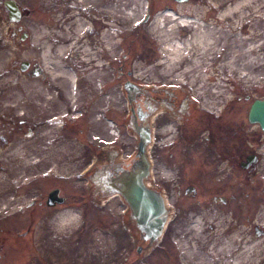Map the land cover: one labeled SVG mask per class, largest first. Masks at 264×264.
Here are the masks:
<instances>
[{"label":"rangeland","instance_id":"obj_1","mask_svg":"<svg viewBox=\"0 0 264 264\" xmlns=\"http://www.w3.org/2000/svg\"><path fill=\"white\" fill-rule=\"evenodd\" d=\"M4 1L0 0V133L15 131L17 140L7 149L0 147V178L8 183L6 185L0 181L5 186V192L0 193V216L5 212L6 200L19 196L25 189L22 184L33 179H40L34 186V183L26 184H32L33 194L53 185L65 186L63 192L70 194V197H73V192L84 190L81 186L89 184V178L94 176V172L88 174L90 177H83L82 173L87 167L86 160L92 157H87L91 150L89 143L110 137L107 119L122 125L127 113L126 98L136 94L141 98H192L194 103H201L189 82L184 80L175 83L158 72L160 41L150 32L149 25L158 13L167 9L177 12L179 6H183L184 15L190 17L195 15L192 9H199L201 13L197 16L200 23L212 25L218 15L215 0H101L95 7L78 0H14L21 10V18L15 22L9 19ZM71 14H76L79 20L86 21L88 25L89 31L82 38L72 24ZM162 24L172 26L168 21ZM67 27L70 37L76 41V47L82 42L87 44L90 50L97 52L96 62L99 63L98 67L90 65L92 68L86 71L88 66L79 62L77 51L73 57L64 53L67 56L62 58V64L74 75L71 87L73 98L68 94V80L64 76L52 75L55 63L49 59L48 69L43 63L44 53L51 57L54 55V46L62 44V40L52 41V37L66 32ZM261 27L264 29V16L261 18ZM172 32L181 36L189 33L181 26H176ZM107 35H111L113 52L104 50ZM51 41L56 42L54 46H51ZM257 54L264 55V50ZM237 59L236 64H241L243 55ZM24 62L27 66L22 69ZM251 67L244 71L251 70ZM88 73L91 74L90 79ZM252 74L254 77L249 78V81L240 78L238 72H232L231 75H225L224 72L215 74V78L206 82L204 97L210 98L209 101L211 98H230L233 116L238 117L249 108L253 98L264 97V69H256ZM228 76L231 79L229 82ZM127 83L131 84L132 90L128 89ZM75 106L79 108L78 111L83 108V115H76ZM46 147L50 148L48 152H51L53 159L46 158L40 162L39 150ZM20 152H23V159L18 156ZM24 160L31 161L29 170L23 168ZM57 162H63V168L58 172L51 170V166ZM154 169L158 170L152 173L155 177L163 176L160 165L154 166ZM246 180V187L242 190L239 182L232 180L230 204L225 206L212 200L213 193L206 194V198L201 196L199 201L180 199L177 204H174L175 196L168 194L169 228L165 238H173L179 251L176 245L181 234L189 229L191 219L200 217L196 222L197 227L201 228L203 234L206 232L204 235L207 239L199 242L206 244L204 249L214 247L216 241L227 240L228 236L222 234L218 237L206 229L208 217L211 216L207 212L223 211L224 222L227 220V223L238 225L245 222L244 227L249 236L264 240V224H261L264 216L258 220L259 231L256 232L252 228L249 209L251 201L259 206L264 204L263 188L257 182L251 184L249 178ZM219 191L216 189L214 193L219 195ZM246 191L248 195H245ZM244 202L248 206L246 210L242 207ZM224 207L226 212L222 210ZM90 212L95 217V210L90 209ZM171 224H174L172 228ZM209 224L211 226V222ZM190 228L192 234L195 229ZM49 230L40 228L39 232H45L53 242H47L45 246L44 240L43 244L35 245L36 253L32 251L33 246L24 242L25 252L17 257L18 260L35 256L36 259L43 258V264H145V255H136L134 252V242L131 241L134 230L129 232L120 229L117 244L110 234L102 238L98 230L89 224L81 228L80 224L74 225L73 222L70 228L56 227ZM183 239L187 240L186 234ZM217 258L224 259L222 255L215 256ZM9 259L7 261H12L11 264H20L16 258ZM205 260L211 261V258ZM191 261L199 259L193 255ZM0 264L6 263L2 261Z\"/></svg>","mask_w":264,"mask_h":264},{"label":"flooded vegetation","instance_id":"obj_2","mask_svg":"<svg viewBox=\"0 0 264 264\" xmlns=\"http://www.w3.org/2000/svg\"><path fill=\"white\" fill-rule=\"evenodd\" d=\"M256 99L264 100V97L253 98L249 108L237 117L233 116L230 98L214 110L194 103L192 98H141L136 94L126 98L127 113L122 125L107 119L110 137L89 143L91 150L87 157H92L86 160L87 167L82 173L87 177L94 172V176H89V184L81 186L84 190L73 192L70 197L63 192L65 186L53 185L33 194L31 185L40 180L33 179L25 182L27 185L32 183L30 186L22 184L25 189L15 200L5 202V212L0 216V262L11 264L8 258L18 260L17 257L25 252L24 242L33 246L34 253L37 252L35 245L43 244L44 240L45 246L47 242H53L39 229L70 228L73 223L61 221L60 215L73 212L77 216L74 225L78 223L81 228L88 224L94 226L102 238L110 234L115 244L119 242L117 233L120 229L134 230L135 234H131L134 252L145 255V264H184L180 245L177 243V251L173 238L164 236L169 228L168 194L175 196L174 204H177L180 199L199 201L201 196L213 193L212 200L225 206L232 196V180L238 181L242 190L247 178L251 179V184L261 185L264 193V128L260 122L249 119L250 108ZM74 108L76 115H83L82 107L80 111L78 107ZM141 131L145 134L146 171L142 182L159 195L167 211L161 234L156 239L141 229L123 194L132 185L130 174L143 166L138 152ZM16 140L15 131L0 133L1 148L7 149ZM156 165L161 166L163 176L152 174L158 171L154 169ZM216 189L220 190L219 195L214 193ZM245 195H248L247 191ZM244 204L246 202L242 203L243 209H248ZM262 206L264 204L259 206L251 201L249 208L252 228L256 232L260 223L257 211L260 213ZM90 209L95 210V217L91 216ZM222 210L226 212L225 207ZM173 226L171 224L170 228ZM16 252L19 254L15 255ZM43 260L27 256L18 261L20 264H43Z\"/></svg>","mask_w":264,"mask_h":264},{"label":"bare ground","instance_id":"obj_3","mask_svg":"<svg viewBox=\"0 0 264 264\" xmlns=\"http://www.w3.org/2000/svg\"><path fill=\"white\" fill-rule=\"evenodd\" d=\"M78 1L82 4L90 3L92 7H95L101 0ZM215 1V9L218 15L212 25L200 23L197 16L198 13H201L199 9H192L191 12L195 14L193 17H190V15L185 16L183 6H179L178 8L177 12L180 14L171 9L158 13L154 22L149 25L150 32L154 33L160 41V60L157 62L158 72L175 83H180L184 80L189 82L197 99H200V105L210 110H214L218 106L220 107L227 103L229 98H211L210 101V98H205L204 93L207 80L215 78V74L218 75L222 72L225 75L238 72L240 78L243 77L244 81H249V78L254 77L252 74L254 70L260 69L261 71L264 69V55L257 54L260 50H264V29L261 27V18L264 16V0ZM131 15H134V13ZM69 17L72 18V24L75 26L76 32L81 34L79 36L82 38V35L89 31L86 21L79 20L76 14H71ZM95 21L97 24V19ZM165 21L171 22L172 26H164L162 22ZM176 26L183 27L189 33L186 36L173 34L172 31ZM67 30L68 27L66 32L59 33V35L56 34L57 37L55 38L52 37V41L53 39L56 42L62 40V44L54 46L56 42L53 43L51 41V46H54V55L50 57V54L47 55L45 52L43 63L47 69L49 59L55 63V70L51 71L52 75L64 76L68 80L70 84L68 94L73 98L74 92L71 87L74 82V75L67 71L65 65L62 64V58L66 55L64 53L73 57L75 51H77L79 62L88 66L86 71L92 68L90 65L94 64L98 67L99 63L96 62L97 52L90 50L87 44L84 45V42L78 44L79 46L76 47V41L70 37ZM106 44L104 50L113 52L111 35H107ZM241 54L243 55V61L238 65L236 64L237 57L239 58ZM250 67L251 70L244 71L245 68ZM87 77L90 79L91 74L88 73ZM227 81H231L229 76L227 77ZM258 81L260 82V80ZM48 148H40V162L46 160V158L47 160L53 159L51 152H48L50 148ZM18 156L20 159H23V152H20ZM30 164L31 161L24 160L22 166L29 170L28 165ZM62 164L63 162H57L54 166H51V170L58 172L59 169L63 168ZM0 181L8 185L4 179L0 178ZM4 189L5 186L0 183L1 194L5 192ZM15 199H7L6 202H11ZM5 209L6 206L4 207ZM207 214L211 215L208 217L211 226L208 223L206 229L213 231L218 237L225 234L228 238L224 241L219 239L214 244V247L204 249L206 244L202 242L207 239L206 235H204L206 232L203 234L201 228L197 227L196 223L201 218L191 219L192 224L190 227H192V230H195L191 234V228L189 227L186 232L184 231L181 234V238L177 241L182 248V254L185 258L184 264H264V240L259 241L257 238L249 236L243 224L227 223V220L224 222L222 220L223 211H208ZM60 216V220L65 223L68 221L73 223L77 220V216L73 212H67ZM263 216L264 206L260 209L258 220ZM262 223L264 224V221ZM185 234L187 240L183 239L185 238ZM197 238L198 241L196 240ZM201 239L203 241L199 242ZM193 255L197 256L199 261H191L190 263V258ZM221 255L224 259H215V256L219 257ZM205 258L208 260L211 258V261H206Z\"/></svg>","mask_w":264,"mask_h":264},{"label":"water","instance_id":"obj_4","mask_svg":"<svg viewBox=\"0 0 264 264\" xmlns=\"http://www.w3.org/2000/svg\"><path fill=\"white\" fill-rule=\"evenodd\" d=\"M4 5L8 10V17L11 21L15 22L21 18V10L14 0H5ZM25 66H27L26 62L22 65V69H24ZM127 87L129 90L133 89L130 83H127ZM249 119L252 122H260L264 128V100L256 99L253 102L249 112ZM141 133L142 139L139 143L138 152L143 161V166L130 174V178H132L130 183H132V185L130 184L123 194L132 206L141 229L152 239H156L161 234L167 211L163 207L159 195L147 189L142 182L143 177L146 175V171L144 169L145 134L143 131H141Z\"/></svg>","mask_w":264,"mask_h":264}]
</instances>
